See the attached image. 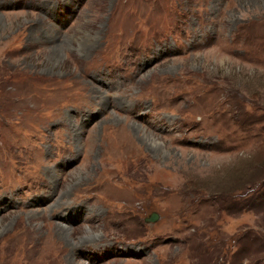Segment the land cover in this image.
Segmentation results:
<instances>
[{
    "label": "rangeland",
    "instance_id": "obj_1",
    "mask_svg": "<svg viewBox=\"0 0 264 264\" xmlns=\"http://www.w3.org/2000/svg\"><path fill=\"white\" fill-rule=\"evenodd\" d=\"M0 264H264V0H0Z\"/></svg>",
    "mask_w": 264,
    "mask_h": 264
},
{
    "label": "bare ground",
    "instance_id": "obj_2",
    "mask_svg": "<svg viewBox=\"0 0 264 264\" xmlns=\"http://www.w3.org/2000/svg\"><path fill=\"white\" fill-rule=\"evenodd\" d=\"M116 143H117V145L119 147V148L117 147L116 149L119 150V152H121L120 151V149H121L122 150V154H124V152L130 153L131 150L133 149V147H132V140L130 138H128L123 133L119 134V138H118V140H117ZM60 228L67 230L66 225H60ZM63 233H65V232H63Z\"/></svg>",
    "mask_w": 264,
    "mask_h": 264
},
{
    "label": "water",
    "instance_id": "obj_3",
    "mask_svg": "<svg viewBox=\"0 0 264 264\" xmlns=\"http://www.w3.org/2000/svg\"><path fill=\"white\" fill-rule=\"evenodd\" d=\"M160 219V214L157 212H153L150 214L149 217L146 218V222L148 223H155Z\"/></svg>",
    "mask_w": 264,
    "mask_h": 264
}]
</instances>
